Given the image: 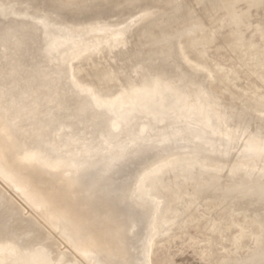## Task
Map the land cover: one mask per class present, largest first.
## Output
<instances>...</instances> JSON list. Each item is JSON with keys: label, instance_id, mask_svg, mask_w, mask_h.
I'll use <instances>...</instances> for the list:
<instances>
[{"label": "rangeland", "instance_id": "rangeland-1", "mask_svg": "<svg viewBox=\"0 0 264 264\" xmlns=\"http://www.w3.org/2000/svg\"><path fill=\"white\" fill-rule=\"evenodd\" d=\"M12 1L39 3L56 16L69 14L71 21L80 25L95 24L94 21L104 17L108 21L105 25L115 26L114 29L129 28V33L124 36L121 32L116 31L103 37L100 34L92 35L85 30L64 34L56 33L52 28L46 29L44 34V42L50 50L51 61L59 62L65 66L66 74L71 75L79 86L90 91L93 90L90 93L96 99L106 100L110 109L119 112L135 101L132 100V95L131 99H127L116 92L120 84L116 81L123 74H118L114 68L129 71L134 64L140 63L150 72L161 73L167 78L173 75L165 73L164 70L166 67H171L176 72L178 70L179 74L184 70L190 71L192 76L194 75L193 78H196L195 82L201 86L204 85L210 95L208 101L201 95H196L191 102L186 97L181 98L177 103L179 107L194 108L204 116L206 107L216 105L224 109L226 115L231 117L234 123L244 122L247 131L251 133L248 134L250 136L243 137L222 130L221 134L228 135L227 139L224 136H210L206 132L190 126L169 125L156 131L151 142L139 145L120 137L113 138L106 144L102 136L107 135L108 129L103 125V121L94 117L90 110H84L82 100L78 98L77 94L59 92L60 75L51 76L54 81L49 80L52 83L49 82V85L41 90L25 88L21 75H15L10 80L6 79L0 90V178L9 187H15L14 193L17 196L1 182L0 189L17 202H20L19 198L26 204L29 201L32 202V207H36V210L33 208L34 217L46 227L47 224L39 215L42 210V207L39 206L42 200L35 193L27 192L23 183L22 185L17 183L21 176L22 178L32 176L43 178L45 184L42 193L48 203L44 210L45 214L52 218L54 223L65 224L71 232L78 236H75L76 240L81 241L80 251H77L78 254L75 255L69 245L56 235V232L48 231L51 238L57 242L61 253L52 261H48L45 255L37 254L33 256L34 259L32 258L34 264L39 262V264L70 263L64 262L66 254L71 256V264L78 263L79 257L89 264H95L93 257L102 251L110 255V258L109 256L100 258L103 264H145L146 260L143 259H147V252L143 253V251L147 249L146 240L148 238L146 236L149 237L152 219L154 220V217L160 213L161 207L171 202L173 197L181 195L179 193L181 191L183 196L188 195L184 196L186 206L182 204L181 208L180 206L175 208L176 205H172L168 212L171 217L173 212L176 210L178 213V208H180L179 214L181 215L175 217L180 218L179 221L181 220L182 224L186 222V226L181 225L182 229L187 228L183 229L182 233V229H178L177 232H180L178 235L176 230L175 233L173 231V235L171 233L173 237L170 238L169 234L168 242L163 240L167 238L166 235L163 236L164 238L161 235L162 239L156 237L160 242L155 239L152 245L158 247L155 248L151 245L149 250L148 260L152 261V264H216L215 260L219 264L220 260H225L226 264L228 259L232 258L230 255L234 256L235 254L239 256L235 255L237 260L232 258L227 264H241L239 262L258 264L259 260V264H264V251H262L264 250V237L263 239L261 237L264 235V213L260 215V211L248 209L238 214V219L240 217L241 222L237 221L231 224L227 223L229 218L227 221L226 219L222 221V216H219L222 215V212L229 210L227 206L235 205V203L236 205L248 203L246 206H250L251 202L246 196L253 190H260V193H264V180L255 181L253 180L254 175L248 172L250 168H254L255 172L264 171V126L262 125L264 124V0H235L231 8L227 10L221 8L224 5L230 6V2L219 3L218 0H142V3L141 0H137L129 4L126 3L129 0ZM92 15L93 17H90ZM122 39L125 42L119 44ZM103 41H109L116 46L109 50L102 43ZM166 44H169L170 47L165 48ZM96 47L97 49H95ZM84 53L87 55L82 60H78V57ZM139 95L147 99L158 98L156 90L145 92L144 96L141 93ZM57 98L65 99L64 107L56 102ZM10 106L18 111L17 117L11 118L7 113ZM60 120L70 122L76 133L75 136L82 137L80 151L84 153L81 157L84 169L80 173L85 172L83 174L91 178L97 173H104L106 175L98 181L105 183L110 188L119 187L120 184L113 177L116 173L120 175L119 169L124 167V163L128 160L127 156L135 154L137 149L144 146L150 150L158 149L161 144H156V141L168 140L169 144L173 145H164L175 148L174 145L181 146L180 144L191 136L193 139L190 141L194 142L193 140H195L196 145L205 146L212 151L201 150L198 154H184L177 149L175 150L177 151L176 156L162 160L145 171L149 172L157 166H166L164 171L154 175L157 176L155 179L153 177L154 180H152V176L148 179V182L152 181V183L150 182L149 188L146 186V189H149L147 191L151 193L156 192L154 194L156 196L152 200L145 201L147 211H139L138 208L132 207L136 216L129 212V216L135 217L134 220H140L144 224L151 222L148 234L144 237L145 241L142 242L143 245L145 243L146 245H141L140 248L128 233V227L132 223H129L131 220H128L125 224L127 227L123 230L124 252H120L119 248L117 249V235L114 238L104 236V231L100 227H95L99 225L90 224L92 221L94 222V219L90 216L86 204L81 202L83 191L78 184V179L73 178L76 176V171L70 164L71 160L66 159L65 156L49 155L41 148L34 147L36 141L39 140H45L49 144L55 142L52 129ZM253 131L256 133H252ZM55 144L58 145L57 142ZM215 148H219L220 151ZM19 163L36 171L21 170L17 168ZM231 168H235V170L240 168V172H236L240 173L241 177L234 176V169ZM229 170L230 172L233 170L231 172L233 175ZM245 171L252 174L249 175L252 178L251 182L247 174V180H245L246 177L243 175ZM122 177L123 173L122 176L120 175V178ZM55 182H62V185L55 188L51 185ZM148 182L147 185H149ZM155 183L156 186L158 185L157 187H154ZM130 187L132 186L127 184L122 190L116 189L114 194L127 197ZM241 191L243 192L240 193ZM192 196L195 198L193 199ZM262 196L264 199V194ZM261 202L264 205V200ZM196 204L197 207L201 206L200 210L196 208ZM260 204L255 206L259 207ZM252 205L255 207L254 204ZM222 206L227 209L223 211ZM79 207L81 208L79 209ZM263 207L260 208L264 209ZM119 209L126 212L128 206L121 205ZM184 212L191 213L185 215ZM31 213L32 211L28 209L24 212L27 216H30ZM197 217L198 219L201 217V220L196 219ZM190 219L198 222L196 224L193 222L192 226L189 224L188 227ZM199 221H201L200 224ZM196 225L197 227H195ZM51 227L56 230L55 226ZM224 231L225 233H223ZM245 231L246 233H244ZM259 232H262L261 236ZM216 233L219 235H215ZM226 233L230 235L227 237L232 240L227 241ZM258 238L259 240H257ZM161 240L163 243L159 244L162 242ZM248 241L250 243H247ZM216 242H220L219 245ZM223 243H226L224 246L227 245V248L231 245L230 250L224 247L226 252ZM236 243L242 244L239 246L240 248L235 245ZM245 243L247 244L245 245ZM160 245L163 246L160 247ZM245 247L249 249H245ZM221 248L222 251L224 250L223 252ZM154 250L155 253H151ZM233 250L236 252L235 254H233ZM207 252L210 254L213 252L211 255L214 257V262L213 257L209 258ZM220 252L225 255L227 253L226 256L230 257L225 256V259L224 255H221L219 259V254H222ZM8 253L9 255L14 253L12 247ZM257 253L260 257L256 256ZM143 254L146 255L143 256ZM0 261L1 264H4V261ZM221 264H224V261Z\"/></svg>", "mask_w": 264, "mask_h": 264}, {"label": "water", "instance_id": "water-1", "mask_svg": "<svg viewBox=\"0 0 264 264\" xmlns=\"http://www.w3.org/2000/svg\"><path fill=\"white\" fill-rule=\"evenodd\" d=\"M107 22V19L102 17L94 21L95 24L80 25L72 22L69 14L56 16L48 12L39 3L0 0V90L3 81L6 79L10 80L15 75H21L23 85L28 90L31 88L45 89L51 82L49 80H52L51 76L60 75L59 92L77 94L78 98L82 100L84 110H90L94 117L103 121V125L108 129L107 135L102 136L106 144L113 138L120 137H124L125 140H130L129 142L139 145L144 142H151L156 131L169 125L190 126L198 128L210 136H224L227 139L228 135L221 134L222 130H227L238 136H250L248 134L251 133L247 131L244 122L234 123L231 117L226 115L225 110L216 105L210 104V107H206L204 116L194 108L187 109L177 105L179 99L184 97L191 102L196 95L203 96L207 101L210 96L204 85L201 86L195 82L190 71L178 74L176 79V76L166 78L161 73H152L140 63L134 64L129 71L114 68L118 74H123L116 81V83L120 82L116 92H119L120 96L127 99H131L130 96L132 95V100H135L131 105L125 106L118 112L110 109L106 100L96 99L90 93L93 90L90 91L79 86L71 75L66 74L65 66H62L59 62L51 61L50 50L44 42L46 29L52 28L54 32L64 34L83 32L85 30L92 33V35L100 34L102 37L112 31L121 32L123 36L129 33V28L114 29L116 28L115 26L105 25ZM124 42L122 39L119 44ZM102 43L109 50L116 46L109 41H103ZM87 53L80 55L78 60H82ZM71 67L73 68V66ZM153 90H156L158 98L147 99L139 95L141 93L144 96L145 92ZM137 93L138 95H136ZM56 102L63 107L65 106L64 98H57ZM7 111L11 118L17 117L18 111L14 107L10 106ZM52 132H54L55 142L58 145L54 141V143L49 144L45 140H39L36 141L37 143L34 144V147L41 148L49 155L65 156L66 159L71 160L70 164L76 171L75 175L78 177V184L83 191L81 202L84 205L86 204L85 206L89 209L90 216L94 219V222L92 221L90 224L94 225L96 223V225H99L95 227H100L104 231V236L107 235L114 238L117 235V249L119 248L120 252H124L123 230L127 227L125 224L128 220H131L129 222L131 223L134 218L129 216V214L132 213L133 216H136L134 208H138L139 211H147L145 198L138 194V184L143 173L162 160L176 156L177 151L175 150L177 149L184 154H198L201 150L212 151L205 146L196 145L195 140H193L194 142L190 141L193 139L191 136L180 144L181 146L174 145L175 148H169L164 145H173L169 144L170 141L168 140L156 141V144H161L158 149L150 150V148L144 146L137 149L135 154L127 156L128 160L124 163V167L119 169L120 175L122 176L123 173V177L120 178L117 173L113 177L120 184L119 187L113 186L110 188L105 183L98 181L106 174L97 173L91 178L86 177L84 175L85 172H83L84 174L82 173L83 175L80 173L84 169V164H82L81 160L84 153L80 151L82 137L75 136L76 133L70 122L67 120L58 121ZM252 133L255 134L256 132L253 131ZM216 150L220 151L219 148ZM19 178L22 182L17 181L18 184L22 185L23 183L27 192L35 193L42 200V206L40 205L42 210L39 215L47 225L46 227L43 226L34 217V209L36 210V207H32V202L29 201L26 204L19 197L20 202H17L8 193L0 189V244L10 245L14 252L11 260L5 264H25L27 262H29L27 264H34L35 262L32 258L37 254L45 255L48 261L54 260L61 252L57 242L51 238L48 231L56 232V235L68 244L74 254L77 255V251H80L79 249L81 248V241L75 238V236H78L71 232L65 224L54 223L52 218L45 214L44 210L46 205H48L42 193L45 180L37 176L26 178L21 176ZM0 182L15 194V187H9L1 178ZM127 184L132 186L127 197L114 194V191H117L116 189L122 190ZM121 205L128 206V210L124 212L119 209ZM27 209L32 211L30 216L24 214ZM50 225L55 226L56 230ZM79 236L82 237V235ZM66 255L64 262L70 263L63 264H71V256L69 254ZM106 256L110 258V255L106 252L97 253L93 257L95 264H103L100 258ZM73 264L89 263L79 257V262H74Z\"/></svg>", "mask_w": 264, "mask_h": 264}, {"label": "bare ground", "instance_id": "bare-ground-1", "mask_svg": "<svg viewBox=\"0 0 264 264\" xmlns=\"http://www.w3.org/2000/svg\"><path fill=\"white\" fill-rule=\"evenodd\" d=\"M133 1H137V0H129L128 2H126L127 4H129V3H132ZM219 1V3H225V2H230V6L229 5H224V6H222V8L221 9H223V10H227V9H230L231 8V5L234 3V1L235 0H218ZM138 2H140V1H138ZM141 3H142V0H141ZM137 5V4H136ZM139 5V4H138ZM226 6H228V7H226ZM174 8V7H173ZM113 12V11H112ZM94 15H96V14H94ZM90 17H93V15L92 16H90ZM76 20H78L79 21V19H76ZM75 20V21H76ZM187 33H188V31H187ZM190 37V36H189ZM170 47V45L169 44H166L165 45V48H169ZM168 50V49H167ZM186 51V50H185ZM189 52V51H188ZM171 53V52H170ZM184 62V61H183ZM188 67V66H187ZM125 69H128V68H125ZM165 71V73H172V74H169V75H173L174 77H175V75H176V77H177V75L179 74V72H178V70H177V72H176V70H173V68L171 69V67H166V69L164 70ZM180 71V70H179ZM182 71V70H181ZM183 72V71H182ZM184 72H185V70H184ZM95 74V73H94ZM100 75V74H99ZM191 76H192V74H191ZM194 76V75H193ZM99 77V76H98ZM170 77H172V76H170ZM93 78V77H92ZM169 78V77H168ZM194 79H196V78H194ZM93 80H95V79H93ZM96 82V81H95ZM258 94H260V93H258ZM257 98V97H256ZM262 115V114H261ZM245 117V116H244ZM247 117V116H246ZM247 119H248V117H247ZM248 121V120H247ZM246 121V122H247ZM263 121V120H262ZM249 122V121H248ZM262 124V123H261ZM259 125H260V121H259ZM263 126H264V124H262ZM261 125V126H262ZM264 128V127H263ZM262 130V129H261ZM199 162H201V161H199ZM197 165V164H196ZM205 166V165H204ZM201 167H203V166H201ZM227 167V166H226ZM17 168H20L21 170H28V171H31V172H35L36 170L35 169H33V168H31V167H29V166H25L23 163H19L18 164V166H17ZM184 168V167H183ZM211 168V167H210ZM223 168V167H222ZM228 168V167H227ZM250 168V167H249ZM166 169V166H157V167H155V168H153L151 171H149V172H144L143 173V175H142V177H141V180L139 181V184H138V188H139V191H138V194L141 196V197H143V198H145V201H149V200H152V199H154L155 198V196H154V194H156V192H154V193H151L150 191H147V190H149V189H146V186H148V188H149V186H150V182L152 183V181H150V182H148V179H150V177L152 178V180H154L156 177L154 176V175H156V173H159V172H161V171H164ZM213 169V168H212ZM220 169V168H219ZM231 169H234V176H240V173L239 174H237V172L236 171H238V172H240V168H238V169H236L235 170V168H231ZM230 169V170H231ZM252 171H251V170ZM250 169H248L247 171L248 172H250V173H252L254 176H253V180H255V181H261V180H264V171L263 170H261V171H257V172H255V170H254V168H250ZM214 170H215V168H214ZM230 170H229V172H230ZM16 171H17V169H16ZM207 171V170H206ZM233 171V170H232ZM231 171V172H232ZM247 171H245L244 173H243V175L246 177V174H247V177H249V175L251 176L252 174H250V173H248ZM185 172V171H184ZM187 172H188V170H187ZM230 172V173H231ZM235 172H236V174H235ZM183 173V172H182ZM163 174V173H162ZM232 174V173H231ZM242 174V173H241ZM157 175H159V174H157ZM233 175V174H232ZM242 175V177H244ZM72 176H73V174H72ZM75 177V179H78V177L77 176H73V178ZM153 177H154V179H153ZM207 177V176H206ZM241 177V176H240ZM247 177L245 178V180H247ZM215 178V177H214ZM17 179V178H16ZM166 179V178H165ZM178 179V178H177ZM218 179V178H217ZM226 179V178H225ZM243 179V178H242ZM249 179V181L251 182V180L250 179H252L251 177H249L248 178ZM19 180V179H18ZM157 180V179H156ZM162 180V179H161ZM193 180V179H192ZM213 180V179H212ZM165 181V180H164ZM224 181V180H223ZM228 181V180H227ZM248 181V182H249ZM147 182L149 183V185H147ZM156 182V181H155ZM160 182V181H159ZM246 182V181H245ZM226 183V182H225ZM230 183V182H229ZM253 183V182H252ZM158 184V183H157ZM201 184H203V183H201ZM51 185H53L55 188L56 187H58V186H61L62 185V182H55V183H53V184H51ZM114 185H116V184H114ZM153 185H154V182H153ZM152 184H151V187L153 186ZM160 185V184H159ZM170 185V184H169ZM199 185V184H198ZM197 185V187H199ZM227 185V184H226ZM243 185H244V183H243ZM5 186V185H4ZM50 186V185H49ZM158 186V185H157ZM156 186V183H155V186L154 187H157ZM253 186V185H252ZM150 187V188H151ZM153 187V188H154ZM193 187V186H192ZM248 187H251V186H248ZM112 188V187H111ZM190 188V187H189ZM231 188V187H230ZM257 188V187H256ZM185 189H187V188H185ZM185 189H184V192H185ZM150 190H152V189H150ZM155 190V189H154ZM190 190V189H189ZM193 190V189H192ZM153 191V190H152ZM157 191V190H156ZM160 191V190H159ZM234 191V190H233ZM243 191H241L240 193H242ZM245 192V191H244ZM247 192V191H246ZM250 192V191H249ZM179 193H181V195H177V196H175V197H173V199H172V201L171 202H169L167 205H162L163 207H161V209H160V213L156 216V217H154V220L152 219V223L151 222H149V223H145L144 224V222H142V221H140V220H134V218L132 219L133 221H132V223L129 225V227H128V233L132 236V238L136 241V243H137V245L141 248V245H143L142 244V242H143V240H144V237L148 234L147 233V231H149V229H148V227H149V225H150V223H151V228H150V233H149V237H148V235L146 236L147 238H148V240H146V242H147V249H145L146 251H143V253H146L147 252V259H143V257H142V259L145 261V264L147 263V264H152V261H150V260H148V258H149V250H150V248H151V245H152V242H155V239H156V237H160L161 235H162V238H164L163 236H165L166 235V239H163V240H165V242H166V240H167V242L169 241L168 240V237H169V234L171 235V233L173 232V233H175V230H176V232L178 231V229H182V227H181V225H185L186 224V222H185V224H182V222H181V220L179 221V219H177L176 217L178 216V215H181V214H179V211H180V208H181V206H182V204H184L185 202V200H184V196H186V195H184L183 196V193H182V191L181 192H179ZM188 193V192H187ZM256 193H258V194H256ZM260 190H258V191H255V190H253L248 196H246V198L251 202V204H250V206L252 205V204H254V206L255 205H257L258 203L260 204V202L261 201H263L264 199H263V194H262V192L260 193ZM188 196V195H187ZM186 196V197H187ZM193 197V196H192ZM195 197H193V199H194ZM227 199V198H226ZM242 199V198H241ZM139 200H141L142 201V199H140L139 198ZM229 200V199H228ZM231 200V199H230ZM237 201V200H236ZM37 202V201H36ZM210 202V201H209ZM237 202H239V201H237ZM247 202V201H246ZM165 203V202H164ZM192 203V202H191ZM245 203V202H244ZM262 203V202H261ZM42 204V201L40 202V205ZM194 204V203H193ZM212 204V203H211ZM248 203H246V204H239V205H236V203H235V205L233 204L232 206H227V208H229V210H226V211H224V209H227V208H223V206H222V208H223V211L224 212H222V215H219L218 213V215L221 217L222 216V221H224V219H226V221H227V218H229V221L227 222V223H229V224H231V223H234V222H241V220H240V217H239V219H238V214H240V213H242V211H246V210H252V211H260V215H262V213H264V209H261L260 207H263L264 205H263V203H262V205L260 204L259 205V207L258 206H255V207H253V205H252V207H250V206H246ZM37 205V204H36ZM39 205V204H38ZM37 205V206H38ZM39 205V206H40ZM172 205H176L175 206V208L176 207H179L180 206V208H178L179 209V211H178V213H176V210L173 212V215L171 216V217H169V213L170 212H168V209H169V207L170 206H172ZM185 206H186V204H184ZM188 205V204H187ZM202 205V204H201ZM219 205H221V204H219ZM224 205V204H223ZM227 205V204H226ZM42 206V205H41ZM40 206V207H41ZM196 206V208L197 209H199V208H201V206L200 207H197V204L195 205ZM199 206V205H198ZM203 208H204V206H202ZM206 207V206H205ZM207 207H209L208 205H207ZM190 208V207H189ZM217 208V207H216ZM264 208V207H263ZM183 209V208H182ZM196 209V210H197ZM218 209V208H217ZM187 210V209H186ZM185 210V211H186ZM200 210V209H199ZM213 210H214V208H213ZM220 210H221V207H220ZM157 211V212H158ZM189 211V210H188ZM195 211V210H194ZM211 211V210H210ZM185 213V212H184ZM187 214H188V212H186ZM185 213V215H187ZM191 213V212H190ZM189 213V214H190ZM200 213V212H199ZM188 214V215H189ZM194 214H195V212H194ZM193 214V215H194ZM192 215V214H191ZM198 215V214H197ZM264 215V214H263ZM176 216V217H175ZM196 216V215H195ZM228 216V217H227ZM133 217V216H132ZM188 217V216H187ZM186 217V218H187ZM190 218H192V217H190ZM194 219H195V217H193ZM201 217H199V219H198V217L196 218V219H198V220H201L200 219ZM194 219H190L191 221L188 223V227L191 225L192 226V223L193 222H195V221H192V220H194ZM189 221V220H188ZM222 221H221V223H222ZM225 221V222H226ZM196 222H198V221H196ZM196 222L194 223V224H196ZM200 222L201 221H199V224H200ZM183 223H184V221H183ZM224 223V222H223ZM190 224V225H189ZM198 224V223H197ZM122 225H124V224H122ZM214 225H216V224H214ZM227 225V224H226ZM140 226V227H139ZM186 226V225H185ZM220 226V225H219ZM223 226V225H222ZM231 226V225H230ZM233 226V225H232ZM238 226H239V224H238ZM181 227V228H180ZM195 227H197V225L195 226ZM216 227V226H215ZM214 227V228H215ZM185 228H187V227H184L183 229H185ZM224 228V227H223ZM242 228V227H241ZM181 230V233L184 231V230ZM197 229V228H196ZM220 229H221V227H220ZM230 229V228H229ZM233 229V228H232ZM244 229V228H243ZM256 229V228H255ZM254 229V230H255ZM215 230H216V228H215ZM219 230V229H218ZM228 230V229H227ZM238 230V229H237ZM251 230V229H250ZM214 231V230H213ZM243 231V230H242ZM259 231V230H258ZM263 232V231H262ZM262 232L260 233V236L262 235ZM53 233V232H52ZM173 233H172V235H173ZM223 233H225V231L223 232ZM231 233H233V232H231ZM235 233V232H234ZM239 233V232H238ZM244 233H246V231L244 232ZM168 234V235H167ZM178 234H180V232L178 233L177 232V235ZM218 233H216L215 235H217ZM227 234V233H226ZM225 234V235H226ZM236 234H237V232H236ZM252 234V233H251ZM170 236V238L171 237H173V236ZM219 235V234H218ZM223 235V234H222ZM229 234H227L226 235V237L228 236ZM232 235V234H231ZM239 235L242 237V235L239 233ZM256 235V234H255ZM230 236V235H229ZM245 236V235H244ZM258 236V235H257ZM223 237V236H222ZM225 237V238H226ZM233 237V236H232ZM237 237V236H236ZM256 237V236H255ZM259 237V236H258ZM262 237V239H263V237H264V235L263 236H261ZM157 238V239H158ZM161 238V237H160ZM159 238V239H160ZM161 238V239H162ZM221 238V237H220ZM220 238H218V239H220ZM228 238H230V237H227L226 239H227V241L228 240H232L231 238L230 239H228ZM243 238V237H242ZM257 238V237H256ZM260 238V237H259ZM259 238L257 239V240H259ZM146 239V238H145ZM156 239V240H157ZM158 239V242H160V240ZM217 239V238H216ZM215 239V240H216ZM217 239V240H218ZM225 239V240H226ZM234 239H235V237H234ZM233 239V240H234ZM261 238H260V240L263 242V240H262ZM171 240V239H170ZM196 240V239H195ZM221 240V239H220ZM219 240V241H220ZM243 240V239H242ZM253 240V239H252ZM145 241V240H144ZM162 241V240H161ZM247 241V240H246ZM245 241V242H246ZM254 241V240H253ZM158 242H156L157 244H158ZM164 242V243H165ZM224 242V241H223ZM226 242V241H225ZM232 242V241H231ZM250 242H251V240H250ZM249 241L247 242V243H250ZM144 243V242H143ZM155 243V245H157ZM163 243V241L161 242V243H159V244H162ZM216 243H218V245H219V243L220 242H216ZM239 243V242H238ZM238 243H236L235 245H238ZM242 243V242H241ZM240 243V244H241ZM247 243H245V245L247 244ZM252 243V242H251ZM158 244V245H159ZM224 244H226V243H223V248L225 247L227 250L230 248V246H229V248H227L228 246L226 245V246H224ZM228 244V243H227ZM229 244H230V241H229ZM257 244V243H256ZM260 244H261V242H260ZM263 244V243H262ZM145 245H146V243H145ZM145 245H143V246H145ZM214 245V244H213ZM217 245V244H216ZM217 245V246H218ZM220 245H222V244H220ZM242 245V244H241ZM241 245H238V248H240L239 246H241ZM249 245V244H248ZM247 245V246H248ZM142 246V247H143ZM152 246H154V244L152 245ZM163 245H160V247H162ZM258 246V245H257ZM10 245L9 246H5V245H3V244H0V260H2V261H4V264L6 263V262H9L10 260H11V256L13 255V253L11 254V255H9V253H8V251H9V249H10ZM155 248L156 247H158V246H154ZM153 247V248H154ZM216 247V246H215ZM222 247V246H221ZM249 247V246H248ZM248 247H245V249L246 248H248ZM145 248V247H144ZM224 248V250H226ZM259 248V247H258ZM160 249V248H159ZM233 249V248H232ZM231 249V250H232ZM235 249V248H234ZM242 249V248H241ZM240 249V250H241ZM249 249V248H248ZM257 249V248H256ZM158 250V249H157ZM217 250V249H216ZM223 250V251H224ZM227 250H226V252H227ZM230 250V249H229ZM244 250V249H243ZM221 251H222V248H221ZM222 251V252H223ZM234 251V250H233ZM236 251H237V249H236ZM262 251H264V250H262ZM142 252V251H141ZM216 253H217V251H215ZM222 252H220V253H222ZM231 252V251H230ZM241 252H242V250H241ZM257 252H260V251H257ZM151 253H155V250H154V252L152 251ZM207 253H209L210 254V252H207ZM219 253V252H218ZM236 252L234 251L233 252V254H235ZM153 254H151V255H153ZM204 254V253H203ZM208 254V256H209V258H211L210 256H212L213 255V252L209 255ZM232 254V253H231ZM238 254L240 255V252H238ZM255 254V253H254ZM260 254V253H259ZM144 254H143V256H145ZM205 255V254H204ZM221 255H224V258L226 259V257H228V256H226L227 255V253H226V255H225V253H222V254H219V259H220V257H221ZM230 255V254H229ZM236 256H238L237 254H235ZM235 255L233 256V255H230V256H232V258H235L236 260H237V257H235ZM217 256V255H216ZM226 256V257H225ZM229 256V257H230ZM248 256V255H247ZM256 256H258V257H260V255H258V253H257V255ZM37 257H39V256H37ZM213 257V256H212ZM228 257V258H229ZM239 257V256H238ZM241 257V256H240ZM254 257H255V255L251 258L252 260L254 259ZM257 257V258H258ZM35 258V257H34ZM33 258V259H34ZM223 258V257H222ZM221 258V259H222ZM232 258L230 259H228L229 261L230 260H232ZM245 258H247V257H245ZM244 258V259H245ZM250 258V257H249ZM256 258V259H257ZM263 258V257H262ZM151 259V258H150ZM212 259V258H211ZM235 259L233 260V263H234V261H235ZM251 259H250V261H251ZM259 259V258H258ZM264 259V258H263ZM58 260V259H57ZM210 260V259H209ZM213 262H214V257H213ZM241 260V259H240ZM249 260V259H248ZM38 261V260H37ZM211 261V260H210ZM209 261V262H210ZM216 261V264H219V262L217 261V260H215ZM224 261V264H225V260H223ZM222 260H220V264H221V262H223ZM229 261L227 262V263H229ZM245 262H246V260H244ZM260 261V260H259ZM259 261H258V264H259ZM1 262V261H0ZM218 262V263H217ZM239 262V261H238ZM263 262H264V260H263ZM40 263V262H39ZM39 263H37V264H39ZM42 263H43V261H42ZM226 263V264H227ZM239 263H241V264H244V262L242 263V262H239ZM247 263V262H246ZM253 262H251V264H252ZM1 264V263H0ZM25 264H27V263H25ZM44 264V263H43ZM211 264H213V263H211ZM232 264V263H231ZM234 264H236V263H234ZM249 264V263H248Z\"/></svg>", "mask_w": 264, "mask_h": 264}]
</instances>
